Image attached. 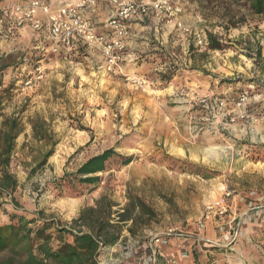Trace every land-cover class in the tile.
<instances>
[{"label":"rangeland","instance_id":"obj_1","mask_svg":"<svg viewBox=\"0 0 264 264\" xmlns=\"http://www.w3.org/2000/svg\"><path fill=\"white\" fill-rule=\"evenodd\" d=\"M169 1L181 7L178 15L151 13L164 16L173 32L174 26L187 32L190 50L183 41L169 40L165 47L153 37L150 51L139 53L130 71L107 72L100 51L82 42L57 54L48 38L44 48L27 38L17 45L8 39L0 55V133L6 118L19 117L22 131L9 170L19 181L12 197L20 210L10 196L0 198V222L8 221L5 209L29 217L44 212L70 226L102 195L120 208L132 192L156 216L137 235L124 228L118 244L102 250L100 264H155L148 246L160 236H168L167 247L174 250L187 242L181 238L195 248L196 238L178 234L201 222L206 227L200 234L214 240L189 264H264V14L244 0ZM186 15L199 21L188 24ZM208 32L225 48L209 49ZM164 75L171 79L166 82ZM35 124L46 139L35 137ZM54 142L47 164L31 173ZM112 147L133 161L108 165L92 191L84 184L54 187L64 174ZM193 165L212 177L190 173ZM227 192L237 218L229 223L207 217L209 206ZM227 230L230 239L224 241ZM156 258V264L180 261Z\"/></svg>","mask_w":264,"mask_h":264},{"label":"trees","instance_id":"obj_2","mask_svg":"<svg viewBox=\"0 0 264 264\" xmlns=\"http://www.w3.org/2000/svg\"><path fill=\"white\" fill-rule=\"evenodd\" d=\"M243 1V0H242ZM256 14H264V0H244ZM207 47L213 50L225 48L217 36L207 33ZM260 50V49H259ZM258 50V51H259ZM261 52H259L260 54ZM171 76L164 75L169 81ZM3 99L0 96V118ZM34 135L46 139L41 126L33 125ZM22 131L19 117L6 118L2 122L0 133V198L11 197L16 210H20L16 198L12 197L19 181L9 170L15 141ZM55 142L43 154L31 169L37 172L45 166L54 154ZM133 156L119 154L115 148H109L85 161L75 172L66 173L54 181L56 189L64 185L71 188L79 184L92 186L94 190L102 182L101 173L107 172L111 163L117 162L126 166L133 161ZM109 165V166H108ZM190 173L212 177L205 169L193 165ZM127 202L123 207L108 195H102L94 205L81 209L71 225L63 224L56 218L45 217L44 212H37L29 217L14 210L3 209L8 221L0 222V264H100L99 258L105 248L118 244L126 228L131 235H137L152 220L156 211L139 195L128 192ZM3 203H0L2 207Z\"/></svg>","mask_w":264,"mask_h":264},{"label":"built area","instance_id":"obj_3","mask_svg":"<svg viewBox=\"0 0 264 264\" xmlns=\"http://www.w3.org/2000/svg\"><path fill=\"white\" fill-rule=\"evenodd\" d=\"M98 0H32L29 3L15 2L6 9L0 8V25L10 21L12 29H21L30 26L36 31L45 27L47 38L52 42L51 51L57 54L66 53L75 48L78 42L86 44L89 48L97 49L102 54L101 68L107 72H122L127 39L131 36L130 24L151 11L157 14L168 13L170 16L178 15L182 9L172 4L169 0H154L146 3L143 0H112L116 5V12L106 20L105 25L110 30L109 34L98 33L96 27L82 17V10L89 6H96ZM42 18H39V15ZM182 26L181 21L177 22ZM38 76L42 77L41 67L36 68ZM230 193H226L216 200L211 206L207 217L214 214L227 222L237 218L236 210L229 204ZM232 219L231 221H228ZM205 222L197 226H188L184 235L196 238L197 246H192L196 253L203 252L205 240L201 234L205 229ZM227 228V227H226ZM201 233V234H200ZM230 230L225 232L224 241L230 238ZM170 244L168 236L155 237L148 247L150 257L156 258L162 254V249ZM194 243L192 242V245ZM184 249V248H183ZM152 259V258H150Z\"/></svg>","mask_w":264,"mask_h":264},{"label":"crops","instance_id":"obj_4","mask_svg":"<svg viewBox=\"0 0 264 264\" xmlns=\"http://www.w3.org/2000/svg\"><path fill=\"white\" fill-rule=\"evenodd\" d=\"M31 0H0V8L6 9L10 5H12L15 2H29ZM49 1V0H46ZM52 1V0H50ZM68 2H73L76 0H67ZM146 3H151L153 0H143ZM117 10L116 5L112 2V0H98L96 6H89L86 9L82 10V17L89 21L91 24H93L96 27V30L98 33L101 34H109L110 30L106 27L105 22L108 20L110 16H112ZM152 12V11H151ZM149 12L142 18H140L137 22H132L130 24V29H131V36L127 39V54L124 56L123 60V67L125 70L130 71L131 69L136 67V63L132 62H138L136 59L138 58L137 55L142 56L141 54L144 53L145 51H150L149 50V41L153 40L152 38L156 39L158 43L161 45L168 47V41L169 40H176L175 44H180L181 41H183V45L186 49V51H189V44H187V40L189 37V34L187 32H180L181 30L176 28L174 26V29H176V32H173V25L172 24H166L163 21L165 20L164 16L159 17L155 15L154 13ZM42 18V15H39V18ZM185 17V18H184ZM183 18L186 19L184 20L186 23H192L194 24L195 21H199L191 16H184ZM0 25V55L2 53H5V45H8L7 43L9 42L8 39L10 40L11 44L17 45L20 40L23 38L29 39V41H34L35 44L37 45L36 47H45L44 42L46 41L47 38V31L40 30L36 31L30 26H25L21 29H12V24L10 21H7V25L4 24ZM201 25V24H200ZM160 29L166 30L163 33H161ZM150 38V39H149ZM181 38V40H180ZM77 46H75L76 48ZM75 48L73 50H75ZM3 49V50H2ZM8 51H13V50H8ZM6 52L5 55H7L9 52ZM136 60V61H135ZM127 61V62H126ZM145 64V63H144ZM12 66V65H11ZM188 67V65H186ZM209 236L206 235H201V238L205 240V245H209L208 242H213L214 239L208 238ZM182 241H187L184 245V249L182 250L178 249L174 250L175 248L173 247H166L164 252L160 255L163 257V259H166L169 261V259L172 257L174 260L179 261V264H189L192 262L191 261L194 258V255H200L202 256L203 252H206L207 250H204L202 253L194 252V248L192 247V242L190 239H183L181 238ZM172 243V242H171ZM194 243V242H193ZM212 252V251H211ZM177 254V255H176ZM178 256V257H177ZM156 262H159L160 259L155 258L154 259ZM172 261V260H171ZM176 261V262H177Z\"/></svg>","mask_w":264,"mask_h":264}]
</instances>
